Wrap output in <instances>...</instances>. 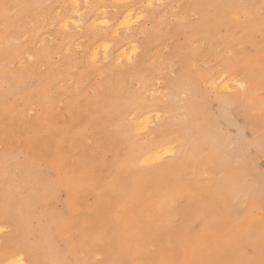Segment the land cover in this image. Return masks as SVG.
Returning <instances> with one entry per match:
<instances>
[{
    "label": "rangeland",
    "instance_id": "rangeland-1",
    "mask_svg": "<svg viewBox=\"0 0 264 264\" xmlns=\"http://www.w3.org/2000/svg\"><path fill=\"white\" fill-rule=\"evenodd\" d=\"M263 153L264 0H0V264H264Z\"/></svg>",
    "mask_w": 264,
    "mask_h": 264
},
{
    "label": "bare ground",
    "instance_id": "bare-ground-1",
    "mask_svg": "<svg viewBox=\"0 0 264 264\" xmlns=\"http://www.w3.org/2000/svg\"><path fill=\"white\" fill-rule=\"evenodd\" d=\"M127 10H128V9H127ZM125 18H126V17H125ZM102 20H103V19H102ZM104 22L107 23L106 20H103V23H102V24H104ZM226 84H227V83H226ZM226 84H225V85H222V87H223V86H224V87H225V86L227 87L228 85H226ZM224 87H223V89H224ZM226 87H225V88H226ZM188 90H189V89H188ZM191 90H193V88H191ZM189 93H190V92H189ZM189 93H188V94H189ZM189 95L191 96V94H189ZM44 96H46V94H44ZM44 96H43V97H44ZM44 99H45V98H44ZM42 100H43V98H42ZM47 100H48V97H47ZM41 102L43 103V101H41ZM47 102H48V101H47ZM43 104H44V103H43ZM43 104H42V105H43ZM44 105H45V104H44ZM224 107H225V106H224ZM189 108H190V107H189ZM223 111L225 112V110H223ZM246 111H249V110H246ZM227 112H228V111H227ZM225 113H226V112H225ZM250 113H251V112H250ZM226 117H227V116H226ZM246 118H247V116H246ZM227 119H229V117H227ZM230 119H231V118H230ZM244 120H245V118H244ZM246 121H247V120H246ZM249 127H250V126H249ZM243 130H244V129H243ZM241 136H242V135H241ZM213 142H214V141H213ZM213 142H212V144H213ZM133 143H135L136 146L139 145V144L137 145L136 142H133ZM135 144H133V145L135 146ZM141 144H142V143H141ZM217 144H218V143H217ZM217 144H216V145H217ZM143 145H145V144H143ZM210 145H211V144H210ZM210 145H209V146H210ZM134 146H133V148H134ZM136 146H135V147H136ZM193 146H194V145H193ZM209 146H208V147H209ZM221 146H222V145H221ZM221 146H219V147H221ZM145 147H147V145L144 146V148H145ZM219 147H218V149H219ZM137 148H139V146H138ZM215 148H216V147H215ZM151 149H156V148H151ZM160 149H162V147H161ZM166 149H167V148H166ZM261 149H262V148H261ZM133 150L136 151L137 149L134 148ZM147 150H148V147H147ZM149 150H150V149H149ZM201 150H202V148H201ZM201 150H200V151H201ZM206 150H207V149H206ZM212 150H214V149H212ZM212 150H211V152H212ZM216 150H217V149H216ZM258 150H259V149H258ZM135 151H134V152H135ZM160 151H161V150H160ZM164 151H165V153L167 152V154H168V153H170L171 149H170V151H169V147H168V151H166V150H164ZM204 151H205V150H204ZM140 152H141V151H140ZM147 152L150 153L149 151H146V154H147ZM154 152H156V150H154ZM162 152H163V150H162ZM162 152H161V154H162ZM262 152H263V151H262ZM152 153H153V151H152ZM152 153H151V154H152ZM163 153H164V152H163ZM165 153H164V156H165ZM140 154H141V153H140ZM263 154H264V153H263ZM157 155L159 156L160 153L156 152V155H154V157H152V156L150 157V156L147 154L146 156H149L151 159H150V158H146V156H144V157L146 158V160L149 159L148 162L146 161L147 163H151L150 161H152V160L154 161V158H156ZM191 155H192V154H191ZM202 155H203V154H202ZM202 155H200V156H202ZM161 156H162V155H161ZM161 156L157 157L156 159H160ZM164 156H163V157H164ZM243 156H244V155H243ZM144 157H141V158H142L141 161H142L143 163L145 162V160L143 161ZM139 158H140V157H139ZM139 158H138V159H139ZM241 158H242V157H241ZM241 158H240V160H241ZM156 159H155V161H156ZM197 159H199V156L197 157ZM197 159H196V160H197ZM160 160H161V159H160ZM192 160H193V159H192ZM192 160H191V161H192ZM141 161H140V162H141ZM191 161H190V162H191ZM203 161H204V160H203ZM207 161H208V160H207ZM142 162H141V164H143ZM158 162H159V161H158ZM154 163H155V162H154ZM193 163H195V162H193ZM196 163H197V161H196ZM207 163H208V162H206L205 164H207ZM209 163H210V162H209ZM133 164H134V163H133ZM144 164H145V163H144ZM152 164H153V162H152ZM182 164H183V163H182ZM237 164H238V163H237ZM149 165H150V164H149ZM175 165H176V164H175ZM144 166H146V165H144ZM171 166H172V165H171ZM191 166H192V165H191ZM212 167H213V166H212ZM229 167H230V166H229ZM182 168H184V167H182ZM185 168H186V167H185ZM185 168H184V170H185ZM187 168H190V167H187ZM187 168H186V169H187ZM206 168H207V167H206ZM206 168H204V169H206ZM174 169H175V168H174ZM176 169H177V168H176ZM176 169H175V170H176ZM199 169H200V168H199ZM179 170H181V169H179ZM187 170H188V172H189L190 169H187ZM206 170H207V169H206ZM177 171H178V170H177ZM181 171H182V170H181ZM203 171H204V170H203ZM25 172H26V170H25ZM173 172H174V171H173ZM184 172H185V171H184ZM188 172H187V173H188ZM3 173H4V172H3ZM12 173H13V172H12ZM170 173H171V171H170ZM174 173H176V172H174ZM177 173L179 174L180 172H177ZM189 174H190V173H189ZM189 174H187V175H189ZM3 175H4V174H3ZM13 175H14V173H13ZM180 175H181V173H180ZM182 175L185 176L184 174H182ZM182 175H181V176H182ZM190 175H192V174H190ZM190 175H189V176H190ZM32 176H33V175H32ZM39 176H41V175H39ZM169 177H170V176H169ZM224 178H225V177H224ZM172 179H173V178H172ZM174 179H175V178H174ZM44 180H46V178H44ZM18 181H19V180H18ZM20 181H22V180H20ZM219 181H220V180H219ZM223 181H224V180H223ZM0 183H1V181H0ZM21 183L23 184V182H21ZM45 183H46V182H45ZM167 183H169V182H166L165 184H167ZM4 184H5V183H4ZM38 184H39V183H38ZM227 184H228V183H227ZM227 184H225V185H227ZM43 185H44V184H43ZM13 187H14V186H13ZM24 187H26V186H25V183H24ZM219 187H220V186H219ZM222 187H223V186H222ZM37 188H38V187H37ZM41 188H42V187H41ZM220 188H221V187H220ZM220 188H219V189H220ZM11 190H12V189H11ZM38 190H39V189H38ZM230 190H231V188H230ZM230 190H229V191H230ZM239 190H240V189H238V191H239ZM186 191H187V190H186ZM234 191H235V190H234ZM238 191H237V192H238ZM249 191H250V190H249ZM49 192H51V191H49ZM232 192H233V191H232ZM177 193H178V192H177ZM177 193H176V194H177ZM185 193H186V192H185ZM47 194H48V193H47ZM254 195H256V194H254ZM254 195H253V197H254ZM47 197H48V196H47ZM49 197L51 198V196H49ZM253 197H252V198H253ZM257 197H258V196H257ZM196 199H197V198H196ZM253 199H254V198H253ZM260 199H261V198H260ZM251 200H252V199H251ZM256 200H257V199H256ZM174 201H175V200H174ZM161 202H162V201H161ZM190 203H191V202H190ZM222 203H223V202H222ZM169 204H170V206H171L172 203L170 202ZM173 205H174V204H173ZM173 205H172V206H173ZM249 206H251V205H249ZM46 207H47V206H46ZM157 207H158V205H157ZM20 208H21V206H20ZM48 208H49V207H48ZM220 208H221V207H220ZM222 208L224 209V207H222ZM161 209H162V208H161ZM170 209H171V208H170ZM47 213H48V212H47ZM131 214H132V213H131ZM46 218H48V217H46ZM226 219H227V218H226ZM46 221H47V219H46ZM224 221H225V220H224ZM165 223H167V222H165ZM179 229H180V228H179ZM218 231L220 232V230H218ZM136 232H137V231H136ZM153 240H155V239H153ZM209 240H210V239H209ZM218 240H219V239H218ZM209 242H210V241H209ZM217 242H218V241H217ZM211 243H212V242H211ZM215 243H216V242H215ZM213 244H214V243H213ZM213 244H212V246H213ZM226 247H227V246H226ZM144 248H145V247H143V250H142L143 252H145V251H144ZM208 248H209V247H208ZM203 249H204V248H203ZM210 249H211V248H209V250H210ZM166 250H167V249H166ZM104 251H105V250H104ZM201 252H202V251H201ZM208 252H210V251H208ZM208 252L206 253V251H205L206 254H208ZM221 252H222V251H221ZM15 253H16V252H14L13 259H14V257H19V253H17V254H15ZM202 253H203V252H202ZM205 253H204V254H205ZM58 255H59V254H58ZM221 255H222V254H221ZM5 256H7V254H6ZM10 257H11V256H10ZM10 257H8V258H10ZM144 257H145V256H143V259H144ZM215 257H216V256H215ZM6 258H7V257H6ZM209 258H210V257H209ZM6 260L8 261V259H5L4 262H6ZM10 260H11V258H10ZM19 260H20V258H18L17 261L20 262ZM21 260H22V258H21ZM211 260H212V257H211ZM215 260H217V259L215 258L214 261H215ZM13 261H14V260H13ZM13 261H12V263H11V261H8V262H10L11 264H13ZM17 261H15V262H17ZM22 261H23V260H22ZM8 262H7V263H8ZM15 262H14V264H19V263H15ZM216 262H217V261H216ZM7 263H6V264H7ZM23 263H24V262H23ZM135 263H136V262H135ZM20 264H21V262H20Z\"/></svg>",
    "mask_w": 264,
    "mask_h": 264
},
{
    "label": "snow or ice",
    "instance_id": "snow-or-ice-1",
    "mask_svg": "<svg viewBox=\"0 0 264 264\" xmlns=\"http://www.w3.org/2000/svg\"><path fill=\"white\" fill-rule=\"evenodd\" d=\"M11 7L10 5H5V8ZM0 231H4L3 228H0Z\"/></svg>",
    "mask_w": 264,
    "mask_h": 264
}]
</instances>
